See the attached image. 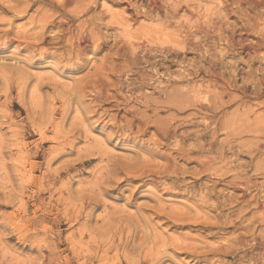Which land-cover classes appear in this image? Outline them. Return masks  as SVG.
I'll return each mask as SVG.
<instances>
[{"label":"rangeland","instance_id":"1","mask_svg":"<svg viewBox=\"0 0 264 264\" xmlns=\"http://www.w3.org/2000/svg\"><path fill=\"white\" fill-rule=\"evenodd\" d=\"M91 2L67 16L47 0L0 6V264H264V124L250 108L264 111V26L229 0ZM49 15L45 39L32 37ZM190 30L184 54L147 50ZM212 71L239 102L209 86ZM169 77L208 91L212 116L171 126L170 111H143ZM232 174L250 179L244 198Z\"/></svg>","mask_w":264,"mask_h":264},{"label":"bare ground","instance_id":"2","mask_svg":"<svg viewBox=\"0 0 264 264\" xmlns=\"http://www.w3.org/2000/svg\"><path fill=\"white\" fill-rule=\"evenodd\" d=\"M13 1H15V0H6V1H4V2H2V3H0V6L1 7H3L5 10H7V11H12L13 12V14H15V13H18V12H22L21 10H17V9H15V7L17 6L15 3H13ZM20 1H22V2H24V3H28V4H34V3H37V1H39V0H20ZM129 1V5H131L132 6V0H128ZM151 1V3L153 4H156L157 3V1L158 0H150ZM214 1V0H213ZM229 1H231V3L233 4V5H235L236 6V11L237 12H242V15H244L245 16V18H248V19H250V21H254L255 23H258V26H261L260 28H262L263 26H264V0H229ZM47 2H49L50 4H52L53 6H55V8H57L58 10H60L63 14H67V12H68V9L66 8L69 4H72V3H75L76 4V6L78 7L77 9H79V12H85V11H87L88 9H89V7L91 8V4L89 5L88 3H87V0H62V1H56V0H47ZM92 2L94 3V2H97V0H92ZM91 2V3H92ZM93 6V5H92ZM155 6V5H154ZM70 7V6H69ZM135 7V6H134ZM133 7V8H134ZM26 9V8H25ZM24 9V10H25ZM93 10V9H92ZM62 14V15H63ZM81 14V13H80ZM92 14V13H91ZM69 15H71V14H69ZM68 15V16H69ZM146 15V14H145ZM67 16V15H66ZM65 16V17H66ZM76 15H71L69 18H68V20H67V22H66V26H68V28H67V30L68 31H70V27L74 24V21H76L74 18H76L75 17ZM133 16V15H132ZM82 17V16H81ZM92 17V16H91ZM100 18V17H99ZM244 18V19H245ZM42 19V21H44L43 23L42 22H40V24H37L36 25V27L37 28H39L38 29V31H35V32H32L30 35L32 36V37H34V38H36V39H40V38H44L45 39V28L46 27H48L49 26V24H50V26H53L54 24H56V21H55V19L53 18V16L52 15H49V19H47V18H44V17H42L41 18ZM80 19V18H79ZM101 19V18H100ZM98 22V21H97ZM90 24H93V26H95V22H94V19H93V21H90ZM101 24V23H100ZM60 26H62V25H60ZM100 27V26H99ZM76 28V27H75ZM96 28V27H95ZM258 28V27H257ZM259 28V29H260ZM91 29V30H90ZM90 29H88V27H86V26H84V24H80L79 26H78V28H77V31L78 32H81V34L82 33H84V32H87L88 31V33H89V35H92V33H93V30H94V28L93 27H91ZM98 29V28H97ZM96 30V29H95ZM67 31V32H68ZM76 31V32H77ZM98 31H100V30H98ZM97 31V32H98ZM96 32V33H97ZM177 32V31H176ZM175 32V33H176ZM66 33V32H65ZM174 33V32H173ZM172 33V34H173ZM94 34H95V32H94ZM152 34V33H151ZM150 34V35H151ZM183 34V33H182ZM182 34H176L177 36H178V38L176 37V41H175V43H173L172 44V46H170V44H169V46H165V47H163V46H161V47H156L155 46V48H153V47H149L147 50L149 51V52H152V51H154V49L155 50H158V51H160V52H162V54L163 53H166V54H168V55H170V56H174V57H177V56H179L180 54H184V53H186V52H183V51H181V49H180V45H181V47L182 48H185V46H187L188 44H192V38L191 37H194V35H195V33L194 32H192L191 30L189 31V33L187 32L186 34H184V35H182ZM259 34V33H258ZM88 35V37L86 36L85 37V35H83V36H79L78 37V39L80 40V43L81 42H84V41H86V40H89L91 37ZM150 35H148V36H150ZM175 35V34H174ZM175 35V36H176ZM53 39L52 38V36H47V38H46V40L47 39ZM56 38V37H55ZM103 38V37H102ZM114 38V37H113ZM43 39V40H44ZM58 39V38H57ZM147 40V39H146ZM153 40H155V39H153ZM257 40V39H256ZM53 41V40H52ZM73 41V40H72ZM71 41V42H72ZM78 41V40H77ZM94 41V40H93ZM114 41V40H113ZM144 41V40H143ZM148 41V40H147ZM95 42V41H94ZM149 42V41H148ZM160 42H162L161 40H160ZM79 43V44H80ZM128 43V42H127ZM141 43V42H140ZM147 43V42H146ZM151 43V42H150ZM166 42H164V44H165ZM131 44H132V42H131ZM137 44V43H136ZM144 44V43H143ZM162 44H163V42H162ZM179 45V46H175V45ZM190 44V45H191ZM150 44H148V46H149ZM95 46H96V44H95ZM135 46V45H134ZM137 46V45H136ZM144 46V45H143ZM146 46V45H145ZM144 46V48L146 49V47ZM158 46V45H157ZM178 47L179 49H177V48H175V47ZM85 47V46H84ZM99 46H96V48H98ZM105 47V46H104ZM138 47V46H137ZM141 47V46H140ZM190 47V46H189ZM123 48H124V50L125 51H129L130 53H132V55H134L133 53H135V50H136V48H133V45H130V46H127L126 44H124L123 45ZM187 48V47H186ZM74 49V48H73ZM77 50V52H72L71 54H74V55H80V47H78V49H76ZM108 50V49H107ZM140 50V49H139ZM141 50H142V48H141ZM185 50V49H184ZM187 50V49H186ZM110 52V51H109ZM160 52H158V54L160 53ZM143 53V52H142ZM153 53V52H152ZM111 54V53H110ZM118 54V53H117ZM120 54V53H119ZM138 54H141V53H138ZM150 55V54H149ZM119 56V55H118ZM141 56V55H140ZM143 56V55H142ZM153 56L155 57V55L153 54ZM163 56V55H162ZM162 56H161V58H162ZM127 57V56H126ZM125 57V58H126ZM165 57V56H164ZM124 58V57H123ZM143 58V57H142ZM172 59V58H171ZM71 60V59H70ZM163 61V60H162ZM92 62V61H91ZM157 62V61H156ZM163 63V62H162ZM93 64H94V62H93ZM149 64V63H148ZM159 65H161V64H159ZM92 66H94V65H92ZM131 66V65H130ZM156 66V65H155ZM163 66H165V65H163ZM199 67V66H198ZM88 69H91V68H89V67H87ZM93 68V67H92ZM201 68V67H200ZM195 69V68H194ZM194 69H193V71H194ZM150 70V69H149ZM157 70V69H156ZM187 70V69H186ZM191 69H189V71H190ZM199 70V69H198ZM132 72V71H131ZM155 72H157V71H155ZM154 72V73H155ZM168 72V71H167ZM191 73H192V70L190 71ZM196 72V71H195ZM100 74H101V72H100ZM153 74V73H152ZM158 74V73H157ZM171 74V73H170ZM208 74V73H207ZM169 75V74H168ZM182 75V74H181ZM206 75V74H205ZM149 76V75H148ZM166 76V75H165ZM170 76H174V75H170ZM176 76V75H175ZM188 76V75H187ZM161 77V76H160ZM163 77V76H162ZM207 77H209L210 78V85L209 86H211V87H215L216 86V84H218V82H220L221 80H219V78H217V75L215 74V72L214 71H212V72H209V75H207ZM149 78V77H148ZM170 78H172V77H169V80H170ZM175 78H177L178 79V77H174V79ZM173 79V78H172ZM180 79V78H179ZM158 80V79H157ZM166 80H168V79H166ZM165 80V81H166ZM183 80V79H182ZM192 80V79H191ZM191 80H188V78H187V81H177L176 79L175 80H170L171 82H170V84L168 85V86H166V87H164V88H162L161 89V91L163 92V93H165V95H166V97H165V100H157V101H154V102H158L159 104H157V105H155V104H152V103H146L145 104V109L143 110V111H149V112H151L152 111V114H153V116L154 115H158V114H165V113H167V112H169L170 111V113H168V115L166 116V117H164L165 118V120H167V122L168 123H171V126H173V125H176L179 121L181 122H185V121H192V119L193 118H195V119H198V118H196V117H198L199 115H202V116H205V115H208V117H211L212 115H210L209 113H208V111H204V108H203V102H202V100H207V93H208V91H200V88L198 89L197 87H196V85H192V86H190L189 87V85L190 84H192V82H190ZM194 80V79H193ZM147 81V80H146ZM162 81V80H161ZM161 81H160V83H161ZM149 83H151V82H149ZM159 83V82H158ZM159 83V84H160ZM252 83V82H251ZM155 82H154V84H152V86L154 85L155 86ZM165 84V83H164ZM221 84H223V86L225 87L224 89L225 90H227V91H230V92H227V95H229V94H231L230 95V97H229V99H230V101L231 102H239V100H240V98L242 99V97H239L238 95H236L235 94V92L233 93V88H232V85H226V82L224 83L223 81H221ZM137 85H139V87H140V84H137ZM157 85V84H156ZM144 86V85H143ZM151 86V87H152ZM158 86V85H157ZM164 86V85H163ZM156 87V86H155ZM206 87H208V86H206ZM264 87V86H263ZM160 88V87H159ZM210 89V88H209ZM208 89V90H209ZM215 89H217V88H215ZM263 89V88H262ZM134 90V89H133ZM153 90H155L154 88H153ZM157 90V89H156ZM211 90V89H210ZM213 90V89H212ZM236 90V89H235ZM256 90H257V88H256ZM158 91H159V89H158ZM158 91H156L157 93H158ZM262 91H264V90H262ZM131 92V91H130ZM156 92H154V93H156ZM159 94V93H158ZM209 94H210V92H209ZM241 94V93H240ZM239 94V95H240ZM261 94H263V92L261 93ZM137 95H138V93H137ZM153 95V94H152ZM160 95V94H159ZM259 95H260V93H259ZM131 96V95H130ZM129 96V97H130ZM164 96V95H163ZM214 96H216V94L214 95ZM240 96H242V95H240ZM246 96V95H245ZM132 97V96H131ZM155 97H156V95H155ZM154 97V98H155ZM157 97H159V96H157ZM137 98V97H136ZM150 98V97H149ZM216 98V97H215ZM224 98V97H223ZM245 98V97H244ZM126 99V98H125ZM141 99V98H140ZM139 99V100H140ZM146 99V98H145ZM132 100V99H131ZM143 100V99H142ZM216 100V99H215ZM70 101V100H69ZM148 101V100H147ZM62 102V101H61ZM139 102H142L141 100L139 101ZM146 102V101H145ZM209 102V101H208ZM135 103V102H134ZM217 105L216 106H214V105H211V107H213V108H215V107H217V108H220V109H224L227 105H228V103L227 102H225L224 101V99H222L220 96H218V100H217ZM137 104H138V102H137ZM232 104V103H231ZM252 104V103H251ZM205 105V104H204ZM245 105H246V103H245ZM136 106H138V105H136ZM188 107H190V109H191V111L185 116V117H183L182 116V114H184V112L183 111H185L184 109L185 108H188ZM205 107V106H204ZM261 107V106H260ZM260 107H257L256 105L255 106H253V107H250V108H252V110H253V113L254 114H256L257 115V117H259L260 119H261V124H259L258 125V127H260L262 124H264V111H261L260 110ZM139 108V107H138ZM227 108H228V106H227ZM135 109H137V108H135ZM129 110V109H128ZM131 110V109H130ZM207 110V109H206ZM225 110V109H224ZM127 111V110H126ZM186 111H187V109H186ZM211 111V110H210ZM127 112H130V111H127ZM149 112H147V113H149ZM234 113V112H233ZM252 113V114H253ZM136 114V113H135ZM205 114V115H204ZM212 114V113H211ZM219 114V113H218ZM133 116V115H132ZM146 118V117H145ZM164 118L163 117H161V119L162 120H164ZM203 118V117H202ZM200 119V118H199ZM205 119V118H204ZM229 119V118H228ZM202 120V119H201ZM196 121V120H195ZM200 121V120H199ZM202 121H204V120H202ZM232 121V120H231ZM231 121H229V122H231ZM153 122V121H152ZM201 122V121H200ZM200 122H198V124L200 123ZM217 123V122H216ZM119 124V123H118ZM195 124V123H194ZM212 124V123H211ZM218 124V123H217ZM214 125V124H213ZM168 126V125H167ZM178 126H179V124H178ZM198 126V125H197ZM217 126V125H216ZM175 127V126H174ZM187 127V126H186ZM212 127L213 126H208L207 128H209L208 130H212ZM230 127V126H229ZM168 128V127H167ZM178 128V127H177ZM182 128V127H181ZM198 128V127H197ZM246 128V127H245ZM205 129V128H204ZM224 129V128H223ZM261 128H256V132H260V131H262V130H260ZM176 130V129H175ZM207 130V131H208ZM218 130V129H217ZM250 129L248 128V131H249ZM254 130V129H253ZM173 131H174V129H173ZM201 131V130H200ZM246 131H247V128H246ZM255 131V130H254ZM175 132V131H174ZM211 132V131H210ZM213 132V131H212ZM209 133V132H208ZM227 133H228V131H227ZM210 134V133H209ZM260 134V133H259ZM175 135H177V134H175ZM180 135V134H179ZM203 135V134H202ZM264 136V135H263ZM186 137V136H185ZM184 137V138H185ZM261 138V137H260ZM191 139V138H190ZM198 139V138H197ZM177 140V139H176ZM213 140V139H212ZM175 141V140H174ZM179 142V141H178ZM178 142H177V144H178ZM190 143V142H189ZM172 144V143H171ZM174 144V143H173ZM176 144V145H177ZM225 145V144H224ZM174 147V146H173ZM198 148V147H197ZM255 149V148H254ZM194 149H192V148H188V149H184V148H182L181 146H179V144L175 147V149H174V151L176 152V153H178V154H181V155H184V156H188V155H191V153H193L194 151H193ZM257 150V149H256ZM260 150V149H259ZM263 150V149H262ZM251 152H253L254 153V155H256L258 152L257 151H255L254 152V150L252 151L251 150ZM135 153V152H134ZM264 153V152H263ZM107 154H109V153H107ZM195 154H197V153H195ZM199 154V153H198ZM180 155V156H181ZM211 155H213V154H211ZM257 156V155H256ZM179 157V156H178ZM111 158V157H110ZM188 159H191V158H193L192 156H190V157H187ZM197 158V157H196ZM223 158V157H222ZM177 159V158H176ZM179 159V158H178ZM114 160V159H113ZM171 160V159H170ZM196 160V159H195ZM200 160V159H199ZM136 162V161H135ZM218 162V161H217ZM113 164V163H112ZM198 165L200 166V167H203V168H205L206 170H209V169H211L212 167H211V165L208 163V161H206V160H200L199 162H198ZM213 165V164H212ZM221 169V168H220ZM212 170V169H211ZM200 171H201V169H200ZM256 171H258V169H256ZM215 172V171H214ZM213 172V173H214ZM220 172H221V170H220ZM243 173H245L244 171H243ZM149 175V174H148ZM155 175V174H154ZM207 175V174H206ZM233 175V174H232ZM144 176V175H143ZM150 176V175H149ZM211 176V175H210ZM223 176V175H222ZM221 176V177H222ZM226 176V175H225ZM224 176V177H225ZM229 176H230V174H229ZM264 176V175H263ZM213 177V176H212ZM219 177V176H218ZM229 178V177H228ZM264 178V177H263ZM196 179V178H195ZM209 180V179H208ZM222 180V179H221ZM225 180V179H224ZM217 181V180H216ZM221 182V181H220ZM216 184V183H215ZM227 184L228 185H235V184H238V185H241L242 187H240L238 190H241V192H242V194L240 195V197L241 198H244L246 195H247V190H249V189H251L252 187H253V185L251 184V182H250V179H247V178H245L244 176H242V175H233L232 177H231V179L230 180H228L227 181ZM237 186V185H236ZM244 186V187H243ZM244 188V189H243ZM215 190V189H214ZM237 202H240V201H237ZM255 206V205H254ZM254 206H253V208H254ZM259 207V206H258ZM185 211V210H184ZM248 211V210H247ZM247 214V213H246ZM254 214H256V212H254ZM248 217H250V216H248ZM200 219V218H199ZM240 228V227H239ZM194 244V243H193ZM201 255V254H200Z\"/></svg>","mask_w":264,"mask_h":264}]
</instances>
